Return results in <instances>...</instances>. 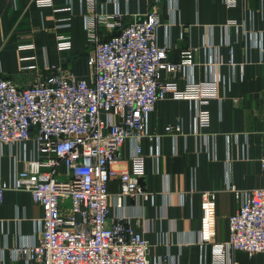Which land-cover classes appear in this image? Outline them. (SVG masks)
<instances>
[{
  "label": "crops",
  "instance_id": "obj_1",
  "mask_svg": "<svg viewBox=\"0 0 264 264\" xmlns=\"http://www.w3.org/2000/svg\"><path fill=\"white\" fill-rule=\"evenodd\" d=\"M51 1L52 6L36 7L33 0H0V77L26 86L39 73L48 74L44 69L47 64L56 65L63 75L90 80L86 57L94 45L87 37L84 16H112L118 12L122 25H126L152 9L161 23L157 44L168 45L169 61L178 62L183 50L194 49L193 67L163 72L162 80L174 81L180 87L191 78L197 81L216 71L219 74L222 98L201 105L209 111L210 121L197 131L192 123L194 101H157L141 139L145 155L141 182L153 199L135 203L126 198L122 210L133 228L149 241L151 259L212 264L210 244L227 239L228 216L240 204V197L229 185L234 184L242 192L262 184L264 0H239L234 7H228L224 0H95L94 11L87 10L86 0ZM67 6L68 12L53 10ZM68 16L69 21H64ZM96 30L103 39L118 32L117 28L99 24ZM59 33L70 36L69 50L57 49ZM225 36L229 45L223 43ZM31 65L35 67L29 68ZM177 121L182 129L173 140L164 127ZM24 151L27 157L36 154L32 142L25 150L18 144L0 147L3 181L23 167ZM130 151L131 143L126 141L119 160L112 164L114 170L129 168ZM107 189L108 219L112 221L117 214L113 196L120 190L118 179H111ZM205 191L216 193L215 235L210 241L199 238L201 194ZM41 216V207L27 190L4 191L0 204V264H26L22 257L14 259L11 250L37 241ZM231 260L234 264H264L263 254L248 255L241 250L233 251Z\"/></svg>",
  "mask_w": 264,
  "mask_h": 264
},
{
  "label": "built area",
  "instance_id": "obj_2",
  "mask_svg": "<svg viewBox=\"0 0 264 264\" xmlns=\"http://www.w3.org/2000/svg\"><path fill=\"white\" fill-rule=\"evenodd\" d=\"M238 2L224 0L228 7ZM33 3L52 6L51 0ZM86 4L88 11H94L95 0ZM53 10L68 12L70 7ZM119 15L84 16L87 37L94 45L86 57L90 80L63 75L56 65L47 64L48 74L39 73L26 86L0 77V147L18 144L25 150L32 142L36 153L27 157L24 151L23 167L6 182L0 176V204L6 189H24L42 210L37 241L11 250L14 259L22 257L26 264H174L149 257V241L122 210L126 198L135 203L153 199L141 182L145 175L141 139L157 101H194L192 123L197 131L210 121L209 111L201 105L222 98L220 77L216 71L202 80L191 78L180 87L162 80L163 72L193 67L194 49L183 50L178 62L169 61L168 45L157 44L161 23L154 9L126 25ZM63 20L69 21V16ZM97 24L118 32L103 39ZM223 43L230 44L227 36ZM56 47L69 50L70 36L59 33ZM181 129L179 121L164 127L173 140ZM126 141L131 143L129 168L116 171L112 164L119 160ZM260 165L259 187L242 192L234 184L228 187L240 197V204L228 216L227 239L210 244L212 264H234L231 253L235 250L264 256V156ZM113 178L118 179L120 190L113 196L117 214L110 221L107 185ZM201 197L199 238L210 241L215 235L216 193L205 191Z\"/></svg>",
  "mask_w": 264,
  "mask_h": 264
}]
</instances>
